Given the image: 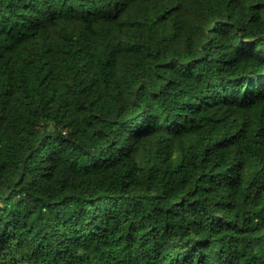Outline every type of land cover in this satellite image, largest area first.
<instances>
[{"label": "trees", "instance_id": "obj_1", "mask_svg": "<svg viewBox=\"0 0 264 264\" xmlns=\"http://www.w3.org/2000/svg\"><path fill=\"white\" fill-rule=\"evenodd\" d=\"M0 264H264V0H0Z\"/></svg>", "mask_w": 264, "mask_h": 264}]
</instances>
